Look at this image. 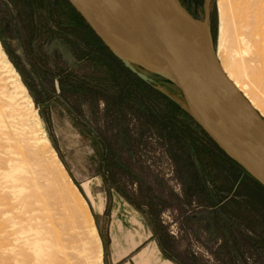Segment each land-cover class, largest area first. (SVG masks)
I'll list each match as a JSON object with an SVG mask.
<instances>
[{"label":"rangeland","instance_id":"rangeland-1","mask_svg":"<svg viewBox=\"0 0 264 264\" xmlns=\"http://www.w3.org/2000/svg\"><path fill=\"white\" fill-rule=\"evenodd\" d=\"M220 1L229 15V0H182L195 17L208 19L217 50ZM74 9L68 0H0V51L36 110L22 98L13 101V85L1 82L0 157L27 161L45 186L44 174L52 179L51 167L59 170L62 191H41L72 264H110L109 226L124 203L144 212L165 254L180 264H264L261 181L197 125L170 80L112 57ZM250 24L248 50L264 54V33L257 32L264 31V18L255 15ZM226 42L223 54L231 56ZM252 58H245L242 83L264 111V66ZM34 116L50 144L36 146ZM78 200L87 203L98 243L85 241ZM5 211L0 229L12 216L10 207ZM21 227L0 232V264H9L5 246L21 237L15 234ZM82 246L88 255L80 254Z\"/></svg>","mask_w":264,"mask_h":264},{"label":"water","instance_id":"water-1","mask_svg":"<svg viewBox=\"0 0 264 264\" xmlns=\"http://www.w3.org/2000/svg\"><path fill=\"white\" fill-rule=\"evenodd\" d=\"M68 1L127 67L140 73L136 65L143 66L170 80L198 124L264 184V114L222 67L208 19L195 17L182 0ZM116 2L138 28L139 41L125 33L109 32L93 15L97 7ZM200 21L208 27L206 32ZM221 138L255 171L230 153Z\"/></svg>","mask_w":264,"mask_h":264},{"label":"bare ground","instance_id":"bare-ground-1","mask_svg":"<svg viewBox=\"0 0 264 264\" xmlns=\"http://www.w3.org/2000/svg\"><path fill=\"white\" fill-rule=\"evenodd\" d=\"M261 2H264V0H229L228 6L231 9V13L226 15L224 13L225 4L223 1H220V37L217 52L218 58L221 61V65L228 73L229 77L242 91H244L252 103L264 114V111L259 107L254 98L248 94V92L245 90V85L242 83V70L245 69V65L249 64L247 59H245L246 56L250 55L253 57L252 60L256 59L253 60V62L256 61L258 64L260 62L264 66V54L258 53L256 56L254 54L252 55L248 50L250 47L248 42L249 39L247 40V35L250 33V31L247 30H249L251 27V18L255 15L264 18V4H262L263 11H260L259 9L261 5L258 7V3ZM118 5L119 3L117 2L111 5L106 4L97 7L92 12L96 20L107 30H109V32L113 30L116 34L117 32L121 34L125 33L128 35V37H131V40L135 39L136 41H139L141 38L140 34H138V28L132 22L127 20L126 16L119 9L120 5ZM113 12L118 17H115ZM206 23L209 25L208 20ZM199 26L202 28V30H204V32L208 30V27L206 24H204V22H199ZM257 32L259 34L264 33V31ZM227 40L231 41V56L223 54L226 51L225 43H227ZM0 72V85L1 82L5 80L7 83H11L15 89V94L12 92L14 95L11 97V99L13 100L16 98H22L26 103V106L30 110L36 112L34 109V102L28 92V89L22 83L20 74L7 59L4 51H0ZM34 123L37 127H39L41 135H39V138H34L36 146H40L41 144H50L46 131L43 129L41 126V121L36 116H34ZM221 142L226 146L230 153L245 162L255 171V168L252 166V164H249L244 156L238 153L237 150L231 146V144L226 142V140L223 138H221ZM10 152L12 154V151ZM26 153L29 155L30 151L28 150ZM34 162H38V165L40 164L39 159H37V161L35 160ZM28 164L29 163H27L25 160L19 161V158L17 160L10 156L0 157V176L4 177L3 181H0V218L6 215V207H10L12 209V216L5 222V225L1 227L0 232L9 233V229H17V227L22 226L18 232L15 231V234L17 233L21 237L17 238L14 244H8L5 246V248L9 250L10 254L7 261L9 264H72L70 261V252L68 253V247L62 244V241L60 242L58 239L59 234L56 233L55 229H51V226H54V216L51 214L50 208H47L46 202L43 198V194L46 191L44 193L41 191L44 188H48L51 191H57L60 188L63 189L62 185L60 186L61 175L59 170L55 169L54 166L51 167L53 170L52 179H50L48 175L44 174L46 182L45 186L39 182V172L36 173L33 171L31 168H29L30 166H28ZM32 164L34 163L32 162ZM60 165L63 166L61 162ZM61 171L64 173V170ZM56 186L59 189L56 190ZM69 192L71 193L68 194L69 196L66 195V197H64L62 195L64 198L62 203L69 201L70 196L72 197V192ZM48 197L50 198V196ZM78 201L79 203L77 205L78 207L76 212H78L80 216L82 215L84 224L87 226L86 237L88 240L86 239L85 241L87 243H98L100 238L98 236L97 229L94 226L92 216L88 210V207L86 206L87 203H83L80 200ZM79 223L81 222L79 221ZM83 246L80 248V254L86 255L87 249H85ZM98 249V253H100L101 256V246H99Z\"/></svg>","mask_w":264,"mask_h":264},{"label":"crops","instance_id":"crops-1","mask_svg":"<svg viewBox=\"0 0 264 264\" xmlns=\"http://www.w3.org/2000/svg\"><path fill=\"white\" fill-rule=\"evenodd\" d=\"M115 214L109 226L110 264H180L165 254L141 209L124 203Z\"/></svg>","mask_w":264,"mask_h":264},{"label":"trees","instance_id":"trees-1","mask_svg":"<svg viewBox=\"0 0 264 264\" xmlns=\"http://www.w3.org/2000/svg\"><path fill=\"white\" fill-rule=\"evenodd\" d=\"M74 11H75V14L77 15V16H80L81 18H83V16H81V14L77 11V10H75L74 9ZM84 19V18H83ZM94 31V30H93ZM100 38V37H99ZM101 39V38H100ZM105 47L107 48V50H108V52L110 53V55L112 56V57H115V58H117V59H120L118 56H116L111 50H110V48L105 44ZM198 126H199V124H197ZM202 129V128H201ZM203 132H204V130H202ZM204 134H205V132H204ZM205 136H206V139L208 138V139H211L212 140V138H210V136H208V134H205ZM213 142H215L214 140H212ZM218 146V145H217ZM221 149V148H220ZM222 150V149H221ZM223 151V150H222ZM246 172L249 174V175H251L250 174V172H248L247 170H246ZM258 181V180H257ZM258 183L261 185V187L264 189V184L263 183H261V182H259L258 181Z\"/></svg>","mask_w":264,"mask_h":264}]
</instances>
